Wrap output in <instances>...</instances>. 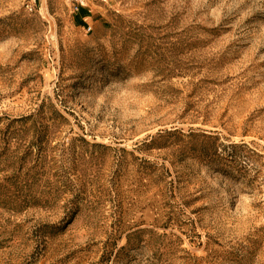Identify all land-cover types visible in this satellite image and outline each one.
Masks as SVG:
<instances>
[{
	"label": "rangeland",
	"instance_id": "374dc122",
	"mask_svg": "<svg viewBox=\"0 0 264 264\" xmlns=\"http://www.w3.org/2000/svg\"><path fill=\"white\" fill-rule=\"evenodd\" d=\"M0 264H264V0H0Z\"/></svg>",
	"mask_w": 264,
	"mask_h": 264
},
{
	"label": "built area",
	"instance_id": "2783aa9c",
	"mask_svg": "<svg viewBox=\"0 0 264 264\" xmlns=\"http://www.w3.org/2000/svg\"><path fill=\"white\" fill-rule=\"evenodd\" d=\"M70 1L76 10L80 8H85L90 5L91 2L96 0H68ZM41 0H24V8L27 12L33 13L37 11L38 5ZM88 30H91V26H89Z\"/></svg>",
	"mask_w": 264,
	"mask_h": 264
},
{
	"label": "bare ground",
	"instance_id": "6f19581e",
	"mask_svg": "<svg viewBox=\"0 0 264 264\" xmlns=\"http://www.w3.org/2000/svg\"><path fill=\"white\" fill-rule=\"evenodd\" d=\"M44 2H46V0H44Z\"/></svg>",
	"mask_w": 264,
	"mask_h": 264
}]
</instances>
